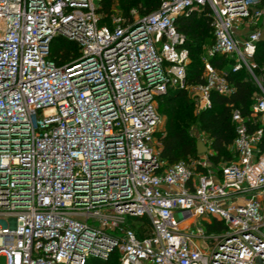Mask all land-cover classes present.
<instances>
[{
  "label": "built area",
  "instance_id": "built-area-1",
  "mask_svg": "<svg viewBox=\"0 0 264 264\" xmlns=\"http://www.w3.org/2000/svg\"><path fill=\"white\" fill-rule=\"evenodd\" d=\"M260 2L159 0L106 24L96 0H0L5 264H85L112 251L119 264H264V85L251 69L264 38ZM205 5L214 43L202 56L203 81L187 84L175 18ZM55 37L75 43L76 56L51 59ZM215 52L251 74L259 125L248 131L234 109L233 158L214 164L204 152L167 163L154 139L157 99L185 88L202 109L210 90L229 93L226 73L207 59ZM125 216L147 226L137 234Z\"/></svg>",
  "mask_w": 264,
  "mask_h": 264
},
{
  "label": "trees",
  "instance_id": "trees-1",
  "mask_svg": "<svg viewBox=\"0 0 264 264\" xmlns=\"http://www.w3.org/2000/svg\"><path fill=\"white\" fill-rule=\"evenodd\" d=\"M158 2L159 0H96V11L101 15L99 23L109 24V15L114 12L129 16V9L134 7L139 14H142L151 11ZM260 5L263 9L262 19L264 20V0H261ZM175 26L184 34V45L188 49L185 83L201 82L203 81L202 56L205 55V49L214 43L210 8L205 5L201 9H192L187 14L178 15L175 18ZM75 56V43L61 37L52 39L49 57L57 64L66 62ZM207 59L215 68L226 73V78L232 87V90L227 94L210 90L209 106L198 110L193 115L198 128L206 134L204 143L208 150L205 153L209 160L216 164L219 160L233 158L235 154L231 148V142L235 135V122L231 118L232 110L235 109L239 112L248 131L259 125L250 115L251 105L258 87L243 65L231 70L233 58L230 55L215 52L207 56ZM251 60L255 63V66L251 68L253 74L264 85V38H259L255 42ZM169 89L171 90L169 94H161L157 99L158 112L167 114L166 131L162 134L157 133V138L160 143V157L167 163H173L188 157H196L198 153L195 149L197 137L195 138L188 132L186 125L183 124L182 116H175L171 110L175 106L176 100H178L177 105L180 109L190 103L187 91L185 88L168 87L166 92ZM257 147L259 151L264 152V131L257 142ZM129 226L137 230L138 234L136 223H129ZM85 264L119 263L116 252L112 251L105 259L90 256Z\"/></svg>",
  "mask_w": 264,
  "mask_h": 264
},
{
  "label": "rangeland",
  "instance_id": "rangeland-1",
  "mask_svg": "<svg viewBox=\"0 0 264 264\" xmlns=\"http://www.w3.org/2000/svg\"><path fill=\"white\" fill-rule=\"evenodd\" d=\"M264 26V25H263ZM264 74V71H263ZM171 89V88H170ZM168 92H165L166 94L169 92H171V89ZM187 94L190 98V103L187 104V106H185V108L180 109L178 107V100H176L175 102V106L171 109L174 112V115L176 116H182L183 119V124L186 125L188 132L193 135L195 138L196 137H200L202 140L205 141L206 139V134L201 131L197 124L195 123V120L193 119V115L201 109V107L198 105V100L195 98V96L191 95V92L189 90H187ZM163 93V94H165ZM190 113V115H188ZM166 116L167 114L165 113H160L159 112V121L157 122L156 126H155V130H154V139L156 141H159L157 138V133L158 134H162L166 131V126H165V121H166ZM160 147V144H159ZM208 150V149H207ZM125 224L129 223H136V226L141 225V226H147V221L145 219V217H134V216H125ZM264 229V227H262ZM220 230L219 229H205V233L208 235H215L216 233H219ZM207 240H209L210 238H206ZM0 264H5V259L3 255H0Z\"/></svg>",
  "mask_w": 264,
  "mask_h": 264
},
{
  "label": "water",
  "instance_id": "water-1",
  "mask_svg": "<svg viewBox=\"0 0 264 264\" xmlns=\"http://www.w3.org/2000/svg\"><path fill=\"white\" fill-rule=\"evenodd\" d=\"M195 149L198 154H201L207 151V146L200 137H197L195 140Z\"/></svg>",
  "mask_w": 264,
  "mask_h": 264
},
{
  "label": "bare ground",
  "instance_id": "bare-ground-1",
  "mask_svg": "<svg viewBox=\"0 0 264 264\" xmlns=\"http://www.w3.org/2000/svg\"><path fill=\"white\" fill-rule=\"evenodd\" d=\"M188 221V219H186L184 222H187Z\"/></svg>",
  "mask_w": 264,
  "mask_h": 264
}]
</instances>
